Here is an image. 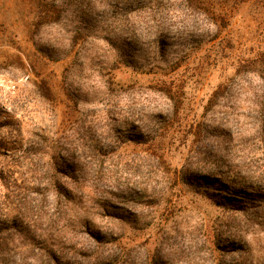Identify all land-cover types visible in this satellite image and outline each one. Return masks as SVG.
Segmentation results:
<instances>
[{"label":"rangeland","instance_id":"1","mask_svg":"<svg viewBox=\"0 0 264 264\" xmlns=\"http://www.w3.org/2000/svg\"><path fill=\"white\" fill-rule=\"evenodd\" d=\"M152 1L0 0V222L34 218L26 245L68 256L103 236L135 264L205 222L207 248L167 264H264V0ZM209 151L254 186L208 177ZM41 155L96 196L55 209ZM24 238L17 261L52 264Z\"/></svg>","mask_w":264,"mask_h":264},{"label":"trees","instance_id":"2","mask_svg":"<svg viewBox=\"0 0 264 264\" xmlns=\"http://www.w3.org/2000/svg\"><path fill=\"white\" fill-rule=\"evenodd\" d=\"M225 0H223L224 2ZM152 2H155L154 0ZM184 2L189 6H200L203 3H207L208 6L213 7L215 2L213 0H184ZM150 135V134H149ZM141 140H135L137 143H149L151 138H144V134L141 133ZM148 137V135L146 136ZM227 137L230 138L229 133H227ZM154 145V144H149ZM35 155L39 154L37 152H33ZM70 155V154H68ZM156 156H158L156 154ZM40 158L42 160H46V162H49L50 164V171L47 172L49 174V180L46 181L44 184V190L45 195L44 196H50V198L53 199V202L56 206L55 209H61L63 207L69 206V200L72 195V193L75 191L77 194H79V198L82 201L89 202L91 198H94L97 194L96 188L92 185L91 190L92 196H89V192H83L81 185L78 183L75 186L69 187V174L68 172H65L58 168L57 166H52V160L49 158H46L45 155H41ZM205 161L209 164V170L206 171L208 173V177L212 178L214 176H223L225 178L232 177L233 180L236 178H245L247 179L248 184L250 183L249 180L252 179L253 176H246L241 174L242 171L241 168L239 170L237 169V165L232 163V157L230 155L229 151H226L225 154L222 156H219V154H213V151H209L208 155H205ZM142 162V161H140ZM125 166H131L132 164L128 163L127 160L125 161ZM228 166L230 169L225 171L222 170V166ZM234 169L231 171V169ZM83 172V168H81V171ZM253 173H256L254 171ZM262 176H264V169L260 172ZM232 174V175H231ZM62 175H65L66 177H63ZM62 176V177H61ZM64 178V179H63ZM250 185L253 187V182L250 183ZM81 191V192H79ZM36 199H34L35 201ZM89 204V203H88ZM89 207H93L89 204ZM252 214L249 218H247V222L252 221ZM42 225L34 218H29L28 216L22 217L20 214H17L14 217H8L3 222H0V264H21L20 261H17L16 249L20 245V243L17 241V237H25L24 241L21 242V246L23 249H21L20 254L22 256H29L31 255L30 252L32 251H38L33 253L36 257L35 259H42V258H48L52 264H135L136 260L138 259V256L131 255L127 252V249L122 246V244H117L112 241H109L108 239L104 238L103 236H92L93 240L90 242L89 246H83V248H73L74 256H68L65 255L64 252L60 250V248H49L46 247V241H39L41 240L40 237H38V244L32 245V249L30 248L31 245L28 244L29 240L33 237V234L38 233L37 231L33 230L35 228H38ZM203 226H205V222H202L195 228L199 227L197 230L202 233L199 236H194L193 232L190 234L189 232H181V225H175L174 236H169L167 240L164 242V237L162 236L163 233L159 236V245L155 248V250L151 253L147 250L145 251V255H147L146 262L147 264H167L169 261H173L172 253L175 254L178 251H184L186 249H202L207 248L208 240L204 238L205 233L203 232ZM194 228V229H195ZM48 229H43L40 232H44ZM172 233L167 232V235H170ZM43 235V234H42ZM46 236V235H45ZM176 237H182L183 243L180 244V242H175L173 246H171V238L175 240ZM46 238V237H45ZM36 239V238H35ZM33 238V240H35ZM169 241V243H168ZM93 242V243H92ZM168 243V250L166 252H163L164 250V244ZM42 245V246H41ZM45 245V246H44ZM163 245V247H162ZM38 248H36V247ZM173 247H175L173 249ZM29 248V249H28ZM143 248V247H141ZM144 249V248H143ZM46 251V253H42V251ZM145 250V249H144ZM76 252H78L77 256H80V260L78 261L76 257ZM24 257V258H25ZM148 257V258H147ZM70 259V261H68ZM73 259V260H72ZM76 259V260H75ZM136 259V260H135ZM22 261V259H21ZM171 261V262H172ZM187 264H199L200 260H197L196 258H187L185 260ZM203 263V262H202Z\"/></svg>","mask_w":264,"mask_h":264}]
</instances>
